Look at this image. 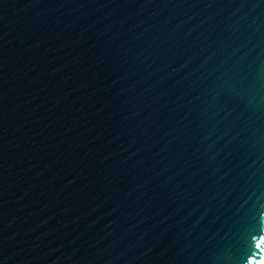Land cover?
Wrapping results in <instances>:
<instances>
[{
	"label": "water",
	"instance_id": "obj_1",
	"mask_svg": "<svg viewBox=\"0 0 264 264\" xmlns=\"http://www.w3.org/2000/svg\"><path fill=\"white\" fill-rule=\"evenodd\" d=\"M264 0H0V264H261Z\"/></svg>",
	"mask_w": 264,
	"mask_h": 264
},
{
	"label": "bare ground",
	"instance_id": "obj_2",
	"mask_svg": "<svg viewBox=\"0 0 264 264\" xmlns=\"http://www.w3.org/2000/svg\"><path fill=\"white\" fill-rule=\"evenodd\" d=\"M261 264H264V257H262V261H261Z\"/></svg>",
	"mask_w": 264,
	"mask_h": 264
}]
</instances>
